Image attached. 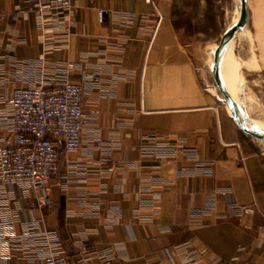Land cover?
<instances>
[{"label":"crops","instance_id":"crops-1","mask_svg":"<svg viewBox=\"0 0 264 264\" xmlns=\"http://www.w3.org/2000/svg\"><path fill=\"white\" fill-rule=\"evenodd\" d=\"M218 3L74 0L39 15L28 0H0L8 91L66 74L80 85L84 115L79 150L60 147L46 184L50 205L0 185V264H41L46 249L77 264L107 254L121 264H264V148L234 123L208 63L232 27L217 28ZM245 8L233 56L245 118L255 121L243 86H264V0ZM3 97L0 140L9 136ZM154 135L175 150L158 153ZM190 205L204 216L191 219Z\"/></svg>","mask_w":264,"mask_h":264},{"label":"built area","instance_id":"built-area-1","mask_svg":"<svg viewBox=\"0 0 264 264\" xmlns=\"http://www.w3.org/2000/svg\"><path fill=\"white\" fill-rule=\"evenodd\" d=\"M35 6V12L43 15L48 12L70 10L74 0H28ZM151 3V0H145ZM109 14L107 9L97 10L99 24H104ZM1 19V17H0ZM8 77L0 70V94L8 107V137L0 144V185L31 190L37 198L38 207L50 205L46 184L58 174L60 147L66 155L75 154L81 144L84 124L82 94L80 85L62 79L51 84L17 86L8 91ZM13 137V139L11 138ZM156 142L158 153L174 151L176 142L151 136ZM96 146L100 139L93 140ZM106 156V155H104ZM106 158V157H105ZM97 161L98 171L108 164L107 159ZM244 215H253L254 207H242ZM205 212L189 206V217L201 219ZM44 242H47L45 238ZM42 256L41 264H77L65 256H56L48 249ZM82 254L87 250L82 249ZM98 264H121L107 254Z\"/></svg>","mask_w":264,"mask_h":264},{"label":"rangeland","instance_id":"rangeland-1","mask_svg":"<svg viewBox=\"0 0 264 264\" xmlns=\"http://www.w3.org/2000/svg\"><path fill=\"white\" fill-rule=\"evenodd\" d=\"M220 3H218V7L216 10V15L218 17V23L217 28L224 29L229 25V23L235 20L236 16L238 15V10L240 12V7L238 0H219ZM234 40V39H233ZM231 41L229 48H232L233 51V42ZM219 44V40L217 41L216 45ZM210 53L216 52V47L213 44L211 46ZM211 59H208L209 65H211L213 57L210 56ZM234 64V60L232 61ZM212 69V67H211ZM220 69L222 71V74L224 76V86L226 87L227 91H229V82H228V70L226 69L222 57L220 59ZM231 83V82H230ZM232 85V83H231ZM243 85V84H242ZM243 91L245 95V107L247 108L248 113L251 115L252 119L255 121H248L255 127H260L264 129V86L263 85H254V86H243ZM219 94V92H218ZM220 99L223 100V97L221 94H219ZM239 108L242 109L241 105V98L238 105ZM243 110V109H242ZM257 121V122H256ZM256 142L261 145L264 148V144L257 141Z\"/></svg>","mask_w":264,"mask_h":264},{"label":"water","instance_id":"water-1","mask_svg":"<svg viewBox=\"0 0 264 264\" xmlns=\"http://www.w3.org/2000/svg\"><path fill=\"white\" fill-rule=\"evenodd\" d=\"M240 1V12H239V18L237 20V23L232 26L221 38L216 52L214 53V58H213V80L214 83L219 91V93L221 94V96L223 97V104L229 106L232 109V119L234 121V123L236 124V126L246 135H248L249 137H251L254 140H257L261 143L264 144V136L258 132H254V131H248L247 129H245L241 123L240 120V115H239V109L238 106L236 105V103L232 100V98L229 96L227 90L222 87V85L220 84L219 81V60H220V55L223 52V49L225 48V46L228 44V42L233 38L236 30H238L239 28H243L246 24V8H245V0H239Z\"/></svg>","mask_w":264,"mask_h":264},{"label":"bare ground","instance_id":"bare-ground-1","mask_svg":"<svg viewBox=\"0 0 264 264\" xmlns=\"http://www.w3.org/2000/svg\"><path fill=\"white\" fill-rule=\"evenodd\" d=\"M238 3H239V7H240V1L239 0H238ZM238 18H239V10H238V15L236 16L235 20L232 22V26L237 23ZM232 40L233 39H231L228 42V44L225 46V48L223 49V52L220 55V59L222 57L223 63L225 65L226 69L228 70V82H229L228 84H229V86H227V87H229V91H227V92H228L229 96L232 98V100L238 106L239 102H240V98H241V93H240L241 92V82L238 80V73L236 71V68H235L233 62H232L234 60L233 51H232L231 47L229 48ZM219 68H220V60H219ZM219 81H220V84L222 85V87H224L226 89V87L224 86V84L220 78V75H219ZM230 82L232 83V85ZM225 106L227 107L226 108L227 112L229 110V113L232 116V114H233L232 109L227 105H225ZM238 109H239L240 120H241L243 127L245 129H247L248 131L258 132L264 136V129L260 128V127L253 126L245 118L243 110L239 107H238Z\"/></svg>","mask_w":264,"mask_h":264}]
</instances>
